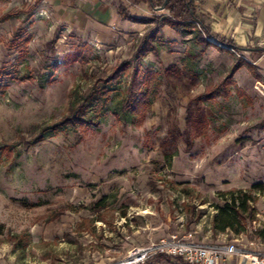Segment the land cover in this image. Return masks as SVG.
Segmentation results:
<instances>
[{
    "label": "rangeland",
    "instance_id": "rangeland-1",
    "mask_svg": "<svg viewBox=\"0 0 264 264\" xmlns=\"http://www.w3.org/2000/svg\"><path fill=\"white\" fill-rule=\"evenodd\" d=\"M111 1L138 19L169 17ZM60 14L53 0H0V264H111L175 235L264 253V194L252 190L264 184L256 58L166 24L83 30ZM155 28L159 54H141ZM124 63L117 83L100 81ZM137 68L161 83L143 120L114 114ZM95 86L114 90L100 120L63 124ZM237 190L256 197L255 220L215 234L220 193Z\"/></svg>",
    "mask_w": 264,
    "mask_h": 264
},
{
    "label": "trees",
    "instance_id": "trees-1",
    "mask_svg": "<svg viewBox=\"0 0 264 264\" xmlns=\"http://www.w3.org/2000/svg\"><path fill=\"white\" fill-rule=\"evenodd\" d=\"M166 1L167 0H126L130 6H140L143 4L151 11L163 7ZM195 1L196 0H168L165 10L168 11L169 17L163 19L154 16L151 19H138L129 15V10L123 4L119 7V13L123 19L145 24H166L184 35H194L195 37L193 40L205 47L215 46L208 41V38H211L222 45L233 47L238 51L241 50L235 45H232L229 41L215 38L211 34L197 15ZM142 43L144 46L141 49V54L151 52L158 55L160 52L159 47L163 45L159 29L155 28L152 33L150 32L149 35H146L142 39ZM127 68L128 64L124 63L114 68L108 77L102 78L100 81L104 85H114L118 82ZM157 76L156 73L150 71L143 72L141 68H137L131 75L129 90L119 104L118 109L116 108V110H114V114L118 115V110H120L124 117L128 116L131 119L139 118L143 120L148 108L154 103L158 95V90L161 87V83ZM231 79L232 76H229L225 82L228 83ZM113 92L114 90L108 87H93L85 98H78L70 104L68 113L62 123L68 125L86 124L93 120L98 122L102 112L108 106ZM252 190L253 192L257 191L258 194H264V184H255L252 186ZM220 196L224 204L215 207L216 214L213 217V230L215 234H224L228 231H231L235 235L244 233L246 231V222H253L255 220L257 214L256 208L254 207L256 197L252 195V192L242 190L220 193ZM100 209H103V207H100ZM259 234L264 237V231ZM165 259L166 258L163 256H158L147 264H161Z\"/></svg>",
    "mask_w": 264,
    "mask_h": 264
},
{
    "label": "crops",
    "instance_id": "crops-1",
    "mask_svg": "<svg viewBox=\"0 0 264 264\" xmlns=\"http://www.w3.org/2000/svg\"><path fill=\"white\" fill-rule=\"evenodd\" d=\"M53 1L60 8L61 20L81 25L83 30L111 26L120 32L137 29L138 24L123 19L111 0ZM195 8L215 38L229 41L240 52L255 57L264 77V0H196Z\"/></svg>",
    "mask_w": 264,
    "mask_h": 264
},
{
    "label": "built area",
    "instance_id": "built-area-1",
    "mask_svg": "<svg viewBox=\"0 0 264 264\" xmlns=\"http://www.w3.org/2000/svg\"><path fill=\"white\" fill-rule=\"evenodd\" d=\"M208 40L222 46L214 39ZM226 48L236 53L233 47ZM241 58L249 62L243 55ZM158 256L166 258L161 264H264V253L255 249L252 242L242 245L241 240L235 239L229 243L208 245L187 241L186 237L181 239L177 235L146 247H135L124 259L111 264H147Z\"/></svg>",
    "mask_w": 264,
    "mask_h": 264
},
{
    "label": "water",
    "instance_id": "water-1",
    "mask_svg": "<svg viewBox=\"0 0 264 264\" xmlns=\"http://www.w3.org/2000/svg\"><path fill=\"white\" fill-rule=\"evenodd\" d=\"M168 0L166 1L165 5L161 8H158L157 10H160V11H164L165 10V7H166V4H167Z\"/></svg>",
    "mask_w": 264,
    "mask_h": 264
}]
</instances>
